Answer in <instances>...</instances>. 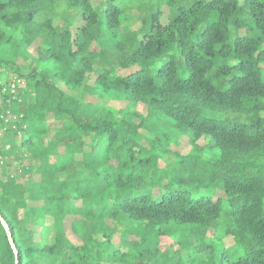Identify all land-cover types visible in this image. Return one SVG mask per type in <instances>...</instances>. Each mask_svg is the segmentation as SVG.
Instances as JSON below:
<instances>
[{
  "label": "trees",
  "instance_id": "obj_1",
  "mask_svg": "<svg viewBox=\"0 0 264 264\" xmlns=\"http://www.w3.org/2000/svg\"><path fill=\"white\" fill-rule=\"evenodd\" d=\"M0 215L18 264H264V0H0Z\"/></svg>",
  "mask_w": 264,
  "mask_h": 264
},
{
  "label": "rangeland",
  "instance_id": "obj_2",
  "mask_svg": "<svg viewBox=\"0 0 264 264\" xmlns=\"http://www.w3.org/2000/svg\"><path fill=\"white\" fill-rule=\"evenodd\" d=\"M36 44H34L33 46L30 47V51H34V48H35ZM133 69L131 70H124V71H121V74H127L129 72H131ZM125 105V102H121L120 104H116L117 107H123ZM137 110L140 112V113H144L145 114V107L143 105H138L137 106ZM206 142L204 140H201L199 141V145H203L205 144ZM143 144H145V142H143ZM170 148L172 151H175L181 155H185L189 152L190 150V145L187 141V138L185 136L181 137V139L179 141H177L176 144H171L170 145ZM167 161H171L172 160V157H167L166 158ZM164 163L161 162V165H163ZM223 197V194L221 192H218V194L215 195V198L216 197ZM68 234L71 236V238L73 237V235L71 234L70 231H68ZM74 238V237H73ZM75 239V238H74ZM114 243H118V236L116 235L114 237ZM170 244V241L166 238H162L161 240V243H160V248L162 250L166 249Z\"/></svg>",
  "mask_w": 264,
  "mask_h": 264
},
{
  "label": "water",
  "instance_id": "obj_3",
  "mask_svg": "<svg viewBox=\"0 0 264 264\" xmlns=\"http://www.w3.org/2000/svg\"><path fill=\"white\" fill-rule=\"evenodd\" d=\"M0 223L3 227V229L5 230V233H6V236H7V239H8V242L10 244V247L15 255V258L17 257V249L13 243V239H12V235H11V232H10V229H9V226L8 224L6 223V221L2 218V216L0 215ZM15 264H18V261H17V258L15 260Z\"/></svg>",
  "mask_w": 264,
  "mask_h": 264
},
{
  "label": "built area",
  "instance_id": "obj_4",
  "mask_svg": "<svg viewBox=\"0 0 264 264\" xmlns=\"http://www.w3.org/2000/svg\"><path fill=\"white\" fill-rule=\"evenodd\" d=\"M16 86H23V82L20 80H17L16 83L11 84L9 87L11 93L15 91Z\"/></svg>",
  "mask_w": 264,
  "mask_h": 264
}]
</instances>
